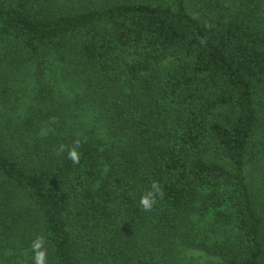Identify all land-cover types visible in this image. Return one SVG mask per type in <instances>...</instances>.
<instances>
[{
    "label": "trees",
    "instance_id": "16d2710c",
    "mask_svg": "<svg viewBox=\"0 0 264 264\" xmlns=\"http://www.w3.org/2000/svg\"><path fill=\"white\" fill-rule=\"evenodd\" d=\"M48 58L83 78L111 146L41 135L39 108L5 115L12 72ZM206 217L214 237L195 230ZM0 232L28 250L42 237L50 264H157L178 246L264 264V0H0Z\"/></svg>",
    "mask_w": 264,
    "mask_h": 264
},
{
    "label": "rangeland",
    "instance_id": "374dc122",
    "mask_svg": "<svg viewBox=\"0 0 264 264\" xmlns=\"http://www.w3.org/2000/svg\"><path fill=\"white\" fill-rule=\"evenodd\" d=\"M116 1L54 0L65 12L105 8ZM169 64L170 62L167 61L165 66ZM10 82L15 90L16 103L14 102L15 106L10 107V110L5 111V115L9 114L10 117L21 121L39 108L45 115L51 114L42 123L41 135L62 131L66 135L82 138L93 136L107 146L112 145L113 140L109 136L107 120L103 118L97 107L88 101L83 78L73 69L67 68L64 63L57 62L54 58L46 59L44 64L23 63L19 69L12 72ZM41 90H46V102L39 100L38 103L40 97L38 93ZM195 220V230L201 237L215 236L212 233L213 219L211 217ZM41 222L38 216L29 218L28 226L38 236L39 233L35 229L43 230ZM70 229L73 231L71 224ZM32 250L21 245L8 246L0 232V264H27L35 255ZM46 264H50L49 257H46ZM157 264H218V260L194 251L188 246H178L173 253L158 256Z\"/></svg>",
    "mask_w": 264,
    "mask_h": 264
},
{
    "label": "clouds",
    "instance_id": "9594fccd",
    "mask_svg": "<svg viewBox=\"0 0 264 264\" xmlns=\"http://www.w3.org/2000/svg\"><path fill=\"white\" fill-rule=\"evenodd\" d=\"M69 158L74 162L78 160V155L75 150H71L68 153ZM152 190L149 191L146 195L142 196L140 199V204L145 210H150L156 202L157 196H162V192L156 182H153L151 185ZM44 244L42 237H38L33 243L32 248L35 251L34 255V264H46V251L40 250Z\"/></svg>",
    "mask_w": 264,
    "mask_h": 264
}]
</instances>
